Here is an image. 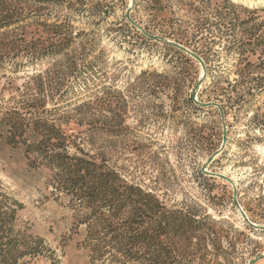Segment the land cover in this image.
Instances as JSON below:
<instances>
[{"label": "rangeland", "instance_id": "374dc122", "mask_svg": "<svg viewBox=\"0 0 264 264\" xmlns=\"http://www.w3.org/2000/svg\"><path fill=\"white\" fill-rule=\"evenodd\" d=\"M249 262L264 0H0V264Z\"/></svg>", "mask_w": 264, "mask_h": 264}, {"label": "water", "instance_id": "95a60500", "mask_svg": "<svg viewBox=\"0 0 264 264\" xmlns=\"http://www.w3.org/2000/svg\"><path fill=\"white\" fill-rule=\"evenodd\" d=\"M173 45H175V46H177V47H179L180 49H182V50H184V51H186V52H188V53H190L191 55H193L195 58H197L200 62H201V64L204 66V62H203V60H202V58L200 57V56H198L197 54H195L194 52H192L190 49H188L187 47H184V46H182V45H180V44H177V43H175V42H171ZM199 85L200 84H198L197 85V88L196 89H198L199 88ZM200 104H204V105H206L205 103H202V102H199ZM215 155H213L211 158H210V160H212L213 159V157H214ZM236 203L238 204V202L236 201ZM245 216V215H244ZM251 223V222H250ZM253 224V223H252ZM255 225V224H254ZM253 262H249L248 264H252Z\"/></svg>", "mask_w": 264, "mask_h": 264}, {"label": "bare ground", "instance_id": "6f19581e", "mask_svg": "<svg viewBox=\"0 0 264 264\" xmlns=\"http://www.w3.org/2000/svg\"><path fill=\"white\" fill-rule=\"evenodd\" d=\"M257 226V224H255ZM260 226V225H259Z\"/></svg>", "mask_w": 264, "mask_h": 264}, {"label": "trees", "instance_id": "16d2710c", "mask_svg": "<svg viewBox=\"0 0 264 264\" xmlns=\"http://www.w3.org/2000/svg\"><path fill=\"white\" fill-rule=\"evenodd\" d=\"M29 146V145H28Z\"/></svg>", "mask_w": 264, "mask_h": 264}]
</instances>
